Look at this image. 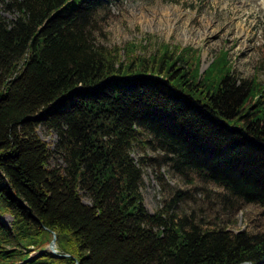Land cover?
<instances>
[{"label": "trees", "instance_id": "16d2710c", "mask_svg": "<svg viewBox=\"0 0 264 264\" xmlns=\"http://www.w3.org/2000/svg\"><path fill=\"white\" fill-rule=\"evenodd\" d=\"M116 1L0 0V264L264 263V223L204 227L171 210L185 192L153 212L140 192L141 166L161 186L167 166L264 220V76L222 47L200 70L188 45L97 44Z\"/></svg>", "mask_w": 264, "mask_h": 264}, {"label": "rangeland", "instance_id": "374dc122", "mask_svg": "<svg viewBox=\"0 0 264 264\" xmlns=\"http://www.w3.org/2000/svg\"><path fill=\"white\" fill-rule=\"evenodd\" d=\"M3 15L12 16L8 12H3ZM93 34L97 44L107 47L122 46L128 42L137 46L146 45L137 48V53L146 55L154 52L159 43L197 48L200 70L222 47L228 50L234 67L242 77H251L256 72L259 78L264 76L263 0H118L99 12ZM37 131L53 148L55 133L43 127ZM147 152L156 156V152L150 149ZM131 155L138 161L143 151L136 148ZM141 169L140 192L149 212L161 208L175 197L176 191L181 190L185 193L172 204L171 210L178 216L194 213L204 227L225 224L232 231H254L264 223L260 215L261 207L256 204H247L227 214L213 193L200 182L174 175L167 166H163L165 183L161 186L150 165L141 166ZM196 185L200 188L196 189ZM2 220L8 223L10 216L3 215Z\"/></svg>", "mask_w": 264, "mask_h": 264}, {"label": "water", "instance_id": "95a60500", "mask_svg": "<svg viewBox=\"0 0 264 264\" xmlns=\"http://www.w3.org/2000/svg\"><path fill=\"white\" fill-rule=\"evenodd\" d=\"M47 247L54 254L61 255V254H58L56 249H55V236H53L52 240L49 242Z\"/></svg>", "mask_w": 264, "mask_h": 264}, {"label": "bare ground", "instance_id": "6f19581e", "mask_svg": "<svg viewBox=\"0 0 264 264\" xmlns=\"http://www.w3.org/2000/svg\"><path fill=\"white\" fill-rule=\"evenodd\" d=\"M263 2H264V0H263ZM243 263V262H242ZM241 264V263H240Z\"/></svg>", "mask_w": 264, "mask_h": 264}]
</instances>
